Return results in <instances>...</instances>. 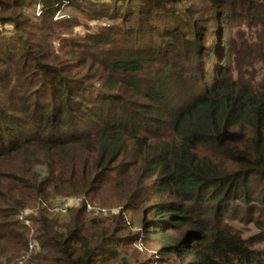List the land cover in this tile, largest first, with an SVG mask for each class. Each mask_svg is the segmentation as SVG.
<instances>
[{
    "label": "trees",
    "instance_id": "obj_1",
    "mask_svg": "<svg viewBox=\"0 0 264 264\" xmlns=\"http://www.w3.org/2000/svg\"><path fill=\"white\" fill-rule=\"evenodd\" d=\"M122 1L0 0V264H264V0Z\"/></svg>",
    "mask_w": 264,
    "mask_h": 264
},
{
    "label": "rangeland",
    "instance_id": "obj_2",
    "mask_svg": "<svg viewBox=\"0 0 264 264\" xmlns=\"http://www.w3.org/2000/svg\"><path fill=\"white\" fill-rule=\"evenodd\" d=\"M137 1V0H135ZM125 3L124 0L122 1L121 7L124 8ZM19 10V9H18ZM40 7L36 6V9H29V11H26L27 14H29L30 18L34 21H37L35 18V12H39ZM21 11V10H20ZM37 15L39 13H36ZM58 18L65 19L69 18L71 20H76L78 24L74 27L72 30V36L87 34V33H95L97 32L100 27L102 26L101 22H107L106 20L98 21L96 19L87 18L86 16H83L81 13H74V11H65L59 15ZM40 23V22H39ZM37 25V24H36ZM36 25L27 24L22 26L19 30L16 31L14 29V25L12 22H5L3 23L0 21V32H15L17 33V36L22 35L27 38L28 40V54L34 53L35 56L38 55V57L42 55H46L49 50H43V39H45L46 33L42 30H40ZM56 27V25L54 26ZM55 30V28H54ZM14 33V34H16ZM62 37H55L52 39V47L57 48L61 44ZM4 40V39H3ZM9 40L6 38L1 44L4 46L6 44V41ZM55 45V47H54ZM51 48V47H50ZM51 51V49H50ZM3 59H0V68L5 67L9 63V59L7 56H2ZM42 60H44L43 57H40ZM14 64V63H12ZM15 65V64H14ZM18 65L19 70H23L22 66ZM82 197L76 196V197H70V196H61L57 198H50L49 201L51 203L50 211L57 213L59 216H65L68 213V210L66 212H63L62 209L67 206H74L79 205L81 203ZM144 206H141V204H138V207L135 210H131L128 213L129 219L132 222V224L128 227L127 232L130 234H138V235H146V231L143 228V217L146 216V212L144 210ZM31 211H28V213ZM108 212V209H107ZM27 213V214H28ZM26 217V216H25ZM25 219V218H24ZM26 224L31 225V222L28 220H23ZM257 233V229L254 227H250V230H246L245 236L253 235ZM257 247L264 248V241L256 243ZM132 249H134L137 252V255L140 257H144L145 259H148L150 261L149 264H172L177 263L175 260L177 259L174 255H161L160 254V243L157 242L156 239L150 238V239H144L140 240L138 243L133 244ZM160 259H165V261H160ZM169 262V263H168Z\"/></svg>",
    "mask_w": 264,
    "mask_h": 264
},
{
    "label": "built area",
    "instance_id": "obj_3",
    "mask_svg": "<svg viewBox=\"0 0 264 264\" xmlns=\"http://www.w3.org/2000/svg\"><path fill=\"white\" fill-rule=\"evenodd\" d=\"M93 208H95V210H97V211H100V212H107V209L106 208H103V207H101V206H96V207H93L91 204H88V210H91V209H93ZM67 210V207H64L63 209H62V211L63 212H65Z\"/></svg>",
    "mask_w": 264,
    "mask_h": 264
}]
</instances>
